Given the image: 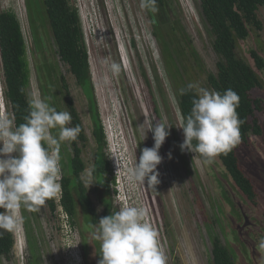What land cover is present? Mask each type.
<instances>
[{
	"label": "rangeland",
	"instance_id": "rangeland-1",
	"mask_svg": "<svg viewBox=\"0 0 264 264\" xmlns=\"http://www.w3.org/2000/svg\"><path fill=\"white\" fill-rule=\"evenodd\" d=\"M72 1L78 6L89 51L92 82L107 140L103 149L93 135L94 106L61 61L44 7L39 9L36 30L31 26L26 0H0V11L12 9L21 20L32 68L30 94L51 96V104L68 111L60 76L68 80L88 136L82 153L86 163L82 180L94 203L99 205L92 191V168L98 152H102L109 158L116 177L110 185L112 212L123 206L146 208V220L158 233L166 264H213L215 237L228 247L236 264H264V253L257 248L264 237V134L252 136L250 144L239 149L241 164L258 189V204L252 203L235 184L218 156L208 162L180 148L185 138L179 127L180 90L187 83L198 82L214 91L208 75L216 71L220 59L201 0H157L159 11L155 16L140 8V0ZM37 2L40 4V0ZM258 14L263 30L252 31L247 39L240 40L238 52L260 75L263 86L255 95L264 98V70L256 67L251 55V50L256 49L264 56V6ZM113 61L121 66L117 76L110 71ZM0 115L13 121L4 98L1 58ZM157 121L172 126L160 148V183L150 188L147 182H129L127 168L139 162L144 147L154 145L153 133H146V129ZM52 132L56 134L58 129ZM59 151L62 176L70 173L72 141L63 142ZM117 158L122 159L121 167ZM19 215L21 222L12 231V260L0 256V264H85L77 224L70 223L60 206L53 213L47 202L38 211L21 206Z\"/></svg>",
	"mask_w": 264,
	"mask_h": 264
},
{
	"label": "trees",
	"instance_id": "trees-1",
	"mask_svg": "<svg viewBox=\"0 0 264 264\" xmlns=\"http://www.w3.org/2000/svg\"><path fill=\"white\" fill-rule=\"evenodd\" d=\"M26 1L29 20L34 30H36L39 9L44 7L61 61L67 65L77 85L86 93L94 106L93 135L100 149H103L107 140L95 96L89 51L78 6L72 0H40V4L37 2L39 0ZM261 6H264V0H201L203 15L214 38V49L220 56L216 63V71L208 75V82L214 91L221 94L229 88L238 93L240 103L237 112L243 121L240 125L239 143L227 154L221 153L217 156L235 184L254 204L259 202L258 189L241 164L239 149L243 144H250L252 136L260 137L264 134L262 118L264 98L255 95V91L263 86V82L255 68L239 54L238 45L239 41L247 39L252 31L263 30V22L258 14ZM251 55L256 67L264 70V56L256 49L251 50ZM0 58L4 98L15 127L25 123L24 117L28 115L27 99L30 94L32 68L21 20L12 9L0 11ZM60 81L65 94L66 108L72 116L71 124L73 127L76 125L81 127L77 140L72 141L73 155L69 158L68 165L70 173H64L61 179L63 190L61 203L68 212L72 224H75L77 190L80 191L84 203L90 204L82 180V173L86 169L82 153L88 136L66 76L61 75ZM192 95V93L180 94L178 109L182 122L193 106ZM155 110L159 113L157 106ZM195 143L196 141H193V144ZM141 153L142 151L140 155ZM197 155L203 158L199 153ZM92 173L108 187L116 181L111 162L105 153L98 152L97 163L92 168ZM46 202L51 213L55 212L57 208L55 197ZM2 211L4 209L0 208V212ZM14 245L15 238L12 232H4L0 235V256L12 260ZM212 255L213 264H236L230 250L222 244L219 237L214 239Z\"/></svg>",
	"mask_w": 264,
	"mask_h": 264
},
{
	"label": "clouds",
	"instance_id": "clouds-1",
	"mask_svg": "<svg viewBox=\"0 0 264 264\" xmlns=\"http://www.w3.org/2000/svg\"><path fill=\"white\" fill-rule=\"evenodd\" d=\"M140 8L153 16L159 11L157 0H140ZM110 71L117 76L120 64L111 62ZM189 93L193 94V106L179 126L185 137L180 148L199 153L211 162L240 141L243 122L237 112L240 97L231 88L221 94L198 82H190L180 90L181 95ZM51 100V96L29 94L25 123L15 127L11 119L0 115V208L4 209L0 212V235L14 231L19 225L21 206L38 211L61 191L60 145L77 140L81 127H70L71 113L58 110ZM171 126L163 121L149 124L146 133H153L154 145L144 147L139 162L136 160L134 166L127 168L129 182L145 185L147 182L150 188L160 183L157 169L163 159L160 148L171 134ZM53 129L58 132L53 134ZM116 162L122 166V159L117 158ZM146 216L143 206H123L92 225L89 242L99 241L98 264H166L158 233ZM257 248L264 253V237Z\"/></svg>",
	"mask_w": 264,
	"mask_h": 264
},
{
	"label": "flooded vegetation",
	"instance_id": "flooded-vegetation-1",
	"mask_svg": "<svg viewBox=\"0 0 264 264\" xmlns=\"http://www.w3.org/2000/svg\"><path fill=\"white\" fill-rule=\"evenodd\" d=\"M93 179L94 182L92 184V191L99 202V205L94 203L91 197V192L83 181V184L86 188L85 193L89 197L90 204L86 205L84 203L80 195V191L77 190V210L74 216L75 224H73H77V229L80 233L81 253L84 256L85 264H98V261L101 259L99 254V241H93L94 243L89 242L91 226L97 224L101 217L111 215L113 211L110 187L100 182L96 176ZM97 207L100 209L98 210ZM63 209L68 216L70 223L72 224L71 218L64 206Z\"/></svg>",
	"mask_w": 264,
	"mask_h": 264
},
{
	"label": "built area",
	"instance_id": "built-area-1",
	"mask_svg": "<svg viewBox=\"0 0 264 264\" xmlns=\"http://www.w3.org/2000/svg\"><path fill=\"white\" fill-rule=\"evenodd\" d=\"M60 183H61V181H60ZM62 196H63V190H62V186H61V191L57 194V196H55V200H56L57 206H60L61 211L65 213V211L63 210V205L61 203Z\"/></svg>",
	"mask_w": 264,
	"mask_h": 264
}]
</instances>
